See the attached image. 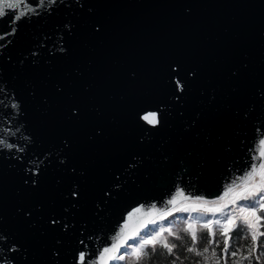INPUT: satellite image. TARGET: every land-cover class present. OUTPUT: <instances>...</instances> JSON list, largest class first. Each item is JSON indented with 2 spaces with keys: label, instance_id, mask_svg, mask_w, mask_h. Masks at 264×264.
Returning a JSON list of instances; mask_svg holds the SVG:
<instances>
[{
  "label": "water",
  "instance_id": "95a60500",
  "mask_svg": "<svg viewBox=\"0 0 264 264\" xmlns=\"http://www.w3.org/2000/svg\"><path fill=\"white\" fill-rule=\"evenodd\" d=\"M8 12L20 19L0 18V264H101L119 243L109 264L155 216L220 197L262 162L264 0Z\"/></svg>",
  "mask_w": 264,
  "mask_h": 264
},
{
  "label": "trees",
  "instance_id": "16d2710c",
  "mask_svg": "<svg viewBox=\"0 0 264 264\" xmlns=\"http://www.w3.org/2000/svg\"><path fill=\"white\" fill-rule=\"evenodd\" d=\"M234 196H229L226 201L231 202ZM191 200V199H189ZM200 201L201 204H196V202H191L190 204L184 206L181 209L187 208L188 211H177L173 210L174 207L169 210L155 216L151 219L140 231H138L129 241H134L136 238H140L145 233L154 229L160 224H166L168 227H163L167 231L162 233V237L157 238V243L154 246H145L142 250V254L139 258L131 253L125 255L124 264H264V236H259L256 241L255 252L250 256L249 251L252 249L253 241L251 240V233L246 228L243 222L242 216L240 214L237 220L236 217L231 216L235 225L229 223V218L222 220L221 224H211L212 222L207 219V221L199 222L195 217L201 215L202 217L215 216L221 214V216L229 213L228 205L221 207L220 205H214L207 200L202 199H192V201ZM242 202V201H240ZM259 203V202H258ZM213 205L211 207L210 205ZM200 206V207H198ZM195 207L198 210L192 211L191 209ZM205 209H220V211H206ZM194 214V216H193ZM196 214V215H195ZM259 216H264V212L258 211ZM184 215V216H183ZM163 217V218H161ZM254 217L249 218L253 220ZM190 219L197 222L196 227L189 229ZM212 219V218H211ZM221 221V220H220ZM256 221V219L254 220ZM206 222H211L208 228L203 227ZM231 231L228 234L229 243L226 246L227 251L222 252L225 248L224 240L226 237L222 236L224 228L227 225H231ZM217 227H216V226ZM257 231L264 232V219L257 222ZM211 230V231H210ZM169 232L172 234L170 235ZM195 233L197 240L192 241V233ZM167 242L169 245H176L171 252L162 247L163 243ZM207 247L208 252H203V249ZM127 245H123L121 249L125 251L128 249ZM189 248L195 249V251H188ZM213 251L215 254H213ZM235 251L236 256H232L231 253ZM118 256V255H116ZM242 257L244 259H242ZM115 259V257H114ZM120 260V259H119ZM113 263V262H112Z\"/></svg>",
  "mask_w": 264,
  "mask_h": 264
},
{
  "label": "snow or ice",
  "instance_id": "6c2138e0",
  "mask_svg": "<svg viewBox=\"0 0 264 264\" xmlns=\"http://www.w3.org/2000/svg\"><path fill=\"white\" fill-rule=\"evenodd\" d=\"M51 2H55V0H51ZM24 6V0H0V18H4L6 16L11 15L14 19H20V17H17L14 12L10 13L8 10L10 9H18L19 7ZM38 6V5H37ZM24 13H21V16H23ZM149 124L153 123H159V120L157 119L156 113H149L145 117H143ZM261 145H264V140H262ZM261 155H264V148L261 149ZM259 177V180H256L255 178ZM243 186L240 193H238L235 198L231 201V203L235 204L237 200L242 201V203L239 204L238 210L243 218L244 225L251 233V240L253 241L252 249L249 251V255L251 256L253 252H255L256 249V241L259 236H264V232H258L257 226L249 220V217H256L257 221L264 219V216H257V212L261 211L264 212V163H261L258 167H253L251 171H248L243 178H241L239 185L233 184L229 186L227 192L225 195H227L229 192H232L235 188ZM76 193H73L75 195ZM180 195H183V193H179ZM223 199V197H221ZM175 197L173 200L169 201V203H174ZM247 202V203H243ZM259 202V203H258ZM192 211H197L198 209L193 207L191 209ZM206 211H220V209H205ZM138 211V209L136 210ZM177 211H188L187 208L184 209H177ZM163 218V217H161ZM229 223H232L235 225V221H233L232 217H229ZM211 222H206L203 227L208 228L209 224ZM217 224L220 223V221L216 222ZM66 227V226H65ZM192 225H189V229H191ZM153 231V235L148 236L146 239H141L138 243H135V246L133 247V255L139 258L142 254V250L145 248V246H154L157 243V238L162 235L164 231H167L166 229H160V231L156 232ZM211 231V230H210ZM231 231L229 227H225L223 232L221 233L222 236L226 237L224 240L225 248L222 249V252L227 251V245L229 243L228 234ZM171 235L172 233L169 232ZM147 236V232L145 233ZM197 240L196 234L192 233V241L195 242ZM264 246V245H262ZM120 247V244H114L111 249L105 248L104 252L101 253V264H105V254L110 253L111 251H115ZM131 247V245H130ZM162 247L167 249L168 252H171L176 245H169L167 242H164ZM188 251L192 252L195 251L193 248H189ZM209 250L207 247L203 249V252L207 253ZM213 254L214 251H213ZM232 256H236L237 253L233 251L231 253ZM82 258V257H81ZM107 259H112L111 255H108L106 257ZM119 259H124L123 256L119 257ZM242 259H244L242 257ZM205 264H207V261L205 260ZM218 264V261H217ZM238 264V262H237Z\"/></svg>",
  "mask_w": 264,
  "mask_h": 264
},
{
  "label": "rangeland",
  "instance_id": "374dc122",
  "mask_svg": "<svg viewBox=\"0 0 264 264\" xmlns=\"http://www.w3.org/2000/svg\"><path fill=\"white\" fill-rule=\"evenodd\" d=\"M261 163H264V158H263V160H262V162ZM260 163V164H261ZM256 180H259V177H256L255 178ZM239 185V184H238ZM242 188H243V186L241 185L240 187H237V188H235L232 192H229L227 195H225V193L223 194V195H221L220 197H218V198H216V199H213V200H207V201H209L210 203H212V204H214V205H220L221 207H223V206H225V205H228V209H229V213H227V214H225V215H223V216H221V214H218V215H215V216H208V217H202L201 215H199V216H197V218L195 217V219L194 220H198L199 222H202V221H207V219L208 220H210L212 223V225L214 226V224H216L217 225V221H220V223L219 224H221V222H222V220L224 221L225 219H228L230 216H234V217H236L237 218V220H238V218L239 217H237V216H239V210H238V206H239V204L240 203H242V202H240L239 200H237L236 201V203L235 204H233V203H231V202H227L226 201V198H228L230 195L231 196H234V195H237L238 193H240L241 192V190H242ZM221 197H223V199H221ZM234 198H232V200H233ZM231 200V201H232ZM191 202H196V201H192V199L191 200H189V199H186V200H182V201H180L179 203L180 204H176L177 206L176 207H174L173 208V210H176V209H181V208H183L184 206H186V205H188V204H190ZM243 203H247V202H243ZM196 204H201V202L200 201H198V202H196ZM210 205L211 207H213V205ZM198 207H200V206H198ZM196 215V214H195ZM184 216V215H183ZM193 216H194V214H193ZM257 216H259L258 214H257ZM240 217H241V214H240ZM212 218V219H211ZM249 218H252V217H249ZM256 219V217H254L253 218V220H251V223H253V224H255V225H257V222H258V224H259V221H257V219H256V221H254ZM193 219L191 220L190 219V221H189V225H192V228H195L196 227V224H197V222H195ZM213 222H214V224H213ZM167 224V223H166ZM166 224H160V225H158V226H156L154 229H151L148 233H147V236L146 235H142L140 238H136V239H134V241H128L126 244H125V246L127 245V247H129L126 251H125V253H124V249H120V250H118L117 251V253L114 255V257H115V259H114V257H113V259H112V261L109 263V264H124L125 263V255L126 254H128V253H131V254H133V247L135 246V243H138L141 239H146V238H148V236H151V235H153L154 233H153V231L152 230H155L156 232H158V231H160V229H162L163 227H165L166 226V228L168 227ZM215 225V226H216ZM217 227V226H216ZM227 227H229V228H231V227H233L232 226V224L231 225H227ZM164 233V232H163ZM162 236H160V238H161ZM130 245H131V247H130ZM116 255H118V256H116ZM121 256H123L124 257V259H120L119 260V257H121ZM113 262V263H112Z\"/></svg>",
  "mask_w": 264,
  "mask_h": 264
}]
</instances>
